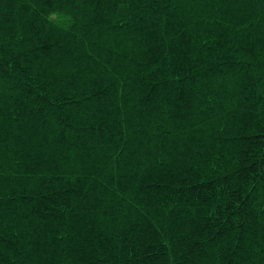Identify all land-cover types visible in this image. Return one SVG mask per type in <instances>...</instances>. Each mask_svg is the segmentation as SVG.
Listing matches in <instances>:
<instances>
[{"label": "trees", "instance_id": "trees-1", "mask_svg": "<svg viewBox=\"0 0 264 264\" xmlns=\"http://www.w3.org/2000/svg\"><path fill=\"white\" fill-rule=\"evenodd\" d=\"M0 264H264L261 0H0Z\"/></svg>", "mask_w": 264, "mask_h": 264}, {"label": "snow or ice", "instance_id": "snow-or-ice-1", "mask_svg": "<svg viewBox=\"0 0 264 264\" xmlns=\"http://www.w3.org/2000/svg\"><path fill=\"white\" fill-rule=\"evenodd\" d=\"M261 2L264 3V0H261ZM4 67H6V66H0V71H3ZM2 164H3V161L0 160V167H2Z\"/></svg>", "mask_w": 264, "mask_h": 264}]
</instances>
